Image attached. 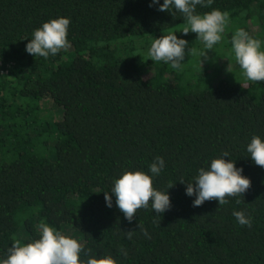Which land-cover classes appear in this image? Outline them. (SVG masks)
<instances>
[{"label": "trees", "instance_id": "obj_1", "mask_svg": "<svg viewBox=\"0 0 264 264\" xmlns=\"http://www.w3.org/2000/svg\"><path fill=\"white\" fill-rule=\"evenodd\" d=\"M149 2L0 0V254L14 239L38 237L46 222L77 238L85 258L264 264V169L244 151L252 135L264 138V81L212 84L199 73L183 82L169 65L137 55L134 39L168 32L202 50L195 33L179 32L186 24L179 12L172 17ZM213 8L255 38L264 32V0H213L197 11ZM57 16L70 18V47L48 58L26 53L32 31ZM222 151L250 187L226 205L213 199L193 207L178 180H191ZM155 156L165 169L153 186L173 184L171 207L157 216L149 205L129 222L114 200L105 206L101 191L125 169L147 173ZM234 210L251 215V228L235 221Z\"/></svg>", "mask_w": 264, "mask_h": 264}, {"label": "clouds", "instance_id": "obj_2", "mask_svg": "<svg viewBox=\"0 0 264 264\" xmlns=\"http://www.w3.org/2000/svg\"><path fill=\"white\" fill-rule=\"evenodd\" d=\"M213 0H150L148 6L156 7L161 12H169L174 17L179 12L186 21L183 34L195 33L198 40L203 43V50L190 48L188 41L178 37L177 32H168L152 39L147 56L153 62H163L171 68L180 70L189 54L199 57L202 64L209 57L205 50H213L214 46L223 39L230 21L229 13L213 8L203 13L197 7L207 8ZM70 18L57 16L43 22L31 33L27 39L25 51L33 57L48 58L55 56L61 50L70 47L68 29ZM231 53L241 70V75L247 81H264V47L262 41L249 34L244 28H235L231 34ZM187 48V51H186ZM203 58V61L201 60ZM244 151L249 160L264 169V138L252 135L246 143ZM229 152L222 151L211 158L206 166L197 169L191 180H178L184 185L185 195L193 197L192 206L202 205L207 200H216L218 206L229 203L228 197H242L250 187V179L243 175V169L236 166L235 160ZM165 169V160L155 156L149 164L147 173L140 169H125L118 176L113 177L111 187L101 191L104 195L105 206H115L123 213L124 218L132 221L138 209H147L150 205L157 216L163 214L171 207L168 189L158 190L153 186L154 179ZM237 203L240 201L237 200ZM235 221L241 226L251 228L252 217L245 210L232 212ZM39 235L24 242L14 239L11 246L0 254V264H117L111 254L82 256L85 251L82 243L69 235L63 234L55 226L46 222L39 225ZM139 227V225H138ZM143 235L149 236L146 229H140ZM126 238L131 239L134 231L124 232ZM126 255V253H124Z\"/></svg>", "mask_w": 264, "mask_h": 264}, {"label": "rangeland", "instance_id": "obj_3", "mask_svg": "<svg viewBox=\"0 0 264 264\" xmlns=\"http://www.w3.org/2000/svg\"><path fill=\"white\" fill-rule=\"evenodd\" d=\"M229 21L230 23L227 29L228 28L230 30L235 29L237 20L229 19ZM251 28L252 31H258L257 26ZM260 29L262 28L260 27ZM226 33L228 32L225 31V33L223 34L222 41L219 44L215 45L213 50H205L206 55L209 57L208 61H204L202 62V64H200L199 57H197L196 55L191 56V54H189V56L185 57L184 63H186V65H183L180 70L174 69L175 72L172 73H179L181 75L183 82L188 81L189 78L192 76H196L199 73H203L204 74L203 79L205 80L208 77V80L211 81L209 82L208 80H206L208 81L207 83L213 84L216 83L219 79H225L228 82H238L242 85H247L250 81L245 80V78L241 75V70L239 66L236 64L233 55L231 53V43H230L231 38H229V36H227ZM154 38L157 37L154 36ZM129 39L131 40V38ZM152 39L153 37L151 36L148 37L139 36L138 39H134L132 42H130V44L133 43L136 54L139 55L140 57L141 56L143 57L147 55L148 48L152 42ZM259 39L260 40L264 39V32ZM261 41H262V47H264V40ZM189 47L194 48L192 47V45ZM200 47H202L203 50V45H201ZM201 60L203 61V58H201ZM211 68H213V72H211L210 70ZM207 83L204 84L202 87L206 86Z\"/></svg>", "mask_w": 264, "mask_h": 264}]
</instances>
